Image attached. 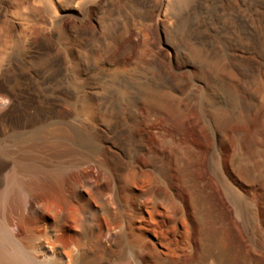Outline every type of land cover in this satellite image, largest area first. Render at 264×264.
Here are the masks:
<instances>
[{
  "label": "rangeland",
  "instance_id": "rangeland-1",
  "mask_svg": "<svg viewBox=\"0 0 264 264\" xmlns=\"http://www.w3.org/2000/svg\"><path fill=\"white\" fill-rule=\"evenodd\" d=\"M97 1L28 0L45 18L29 26L37 15L0 0L15 45L0 59V253L72 264L67 235L30 231L33 187L51 170L72 200L80 157L96 153L109 169L93 199L116 210L114 179L135 196L136 177L196 264H264V0H188L183 19L175 0Z\"/></svg>",
  "mask_w": 264,
  "mask_h": 264
},
{
  "label": "bare ground",
  "instance_id": "bare-ground-1",
  "mask_svg": "<svg viewBox=\"0 0 264 264\" xmlns=\"http://www.w3.org/2000/svg\"><path fill=\"white\" fill-rule=\"evenodd\" d=\"M27 1L20 0L19 7L23 11L28 10L34 17L37 16L33 19L24 18L28 21L24 24L33 22L43 25L45 18L40 9L36 6L26 8ZM100 1L105 2L99 0L98 5ZM187 3L188 0H175L174 15L183 19L181 10L188 6ZM81 36L83 39L87 38L85 33ZM12 48H15L13 26L8 21L0 20V59L4 58L5 52H11ZM18 59L20 61L21 58ZM65 132L68 133L66 130ZM77 166L82 170L81 174H77L78 187L70 201L76 204L82 213L66 214L58 208V201L64 205L71 202L60 193L58 188L61 185L57 188V180L60 181L62 177L59 178L54 171L46 170L44 177L49 181L34 183L33 187L35 194L31 203L38 217L37 220L27 218V225L32 233L43 234L50 229L67 235L75 248L72 264H188V261L198 263L199 259L193 253L195 247L191 243L174 245L166 231L158 227L159 215L165 204L153 194L150 186L139 183L135 177L131 188L135 190L137 187L140 191L135 196H130L124 193L121 180L115 178L110 198L111 203L117 206L115 210L104 196L98 199L90 196L91 190L95 188L91 178L109 169L107 162L100 155L90 153L82 155ZM118 168L122 170L125 166L121 164ZM19 187L29 188L26 185ZM1 202L0 196V204ZM70 223L72 228H69ZM2 240L0 228V242ZM99 251H102V255L97 257ZM33 261L34 258L27 253L19 252L14 257H6L0 253V264H28Z\"/></svg>",
  "mask_w": 264,
  "mask_h": 264
}]
</instances>
